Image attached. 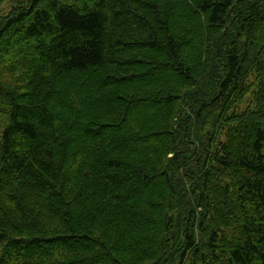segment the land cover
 <instances>
[{"label":"trees","instance_id":"1","mask_svg":"<svg viewBox=\"0 0 264 264\" xmlns=\"http://www.w3.org/2000/svg\"><path fill=\"white\" fill-rule=\"evenodd\" d=\"M0 112V264H264V0H12Z\"/></svg>","mask_w":264,"mask_h":264},{"label":"rangeland","instance_id":"2","mask_svg":"<svg viewBox=\"0 0 264 264\" xmlns=\"http://www.w3.org/2000/svg\"><path fill=\"white\" fill-rule=\"evenodd\" d=\"M11 4H12V0H0V21L4 18V15H6L8 13V10H9ZM168 75L172 76L173 74L168 73ZM13 76H14L13 74H9L8 78L12 79ZM247 81L249 83V88L244 93L242 98L238 101V103L236 104V108L238 110H242L245 107L252 105V94L251 93H252V88L254 87L255 82H256V78H255V75L253 72H251L248 75ZM83 98L86 100V102H89V103L92 102V100H93L92 95H90L88 98L86 95H83ZM154 108H155V106H154ZM150 111H151V108L147 107V106H142V107L138 108V110L135 113V119L139 118L140 116H147ZM5 117H6L5 113L0 112V120L4 119ZM132 120L133 119L130 118L125 123V125L123 127L125 131H127L129 126H131ZM0 124H2V123L0 122ZM149 144L151 145V142ZM155 187L156 186H154L152 188L154 189Z\"/></svg>","mask_w":264,"mask_h":264}]
</instances>
